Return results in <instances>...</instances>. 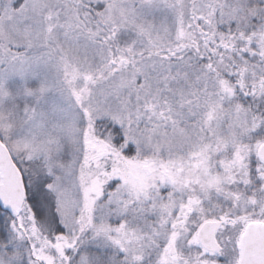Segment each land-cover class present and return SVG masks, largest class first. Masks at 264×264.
<instances>
[{
    "label": "snow or ice",
    "instance_id": "6c2138e0",
    "mask_svg": "<svg viewBox=\"0 0 264 264\" xmlns=\"http://www.w3.org/2000/svg\"><path fill=\"white\" fill-rule=\"evenodd\" d=\"M0 264H264V0H0Z\"/></svg>",
    "mask_w": 264,
    "mask_h": 264
}]
</instances>
